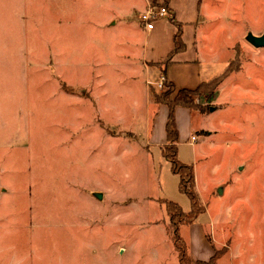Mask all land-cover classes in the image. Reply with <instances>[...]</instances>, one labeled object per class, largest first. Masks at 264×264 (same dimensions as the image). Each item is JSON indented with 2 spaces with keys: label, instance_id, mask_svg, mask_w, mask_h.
I'll use <instances>...</instances> for the list:
<instances>
[{
  "label": "rangeland",
  "instance_id": "1",
  "mask_svg": "<svg viewBox=\"0 0 264 264\" xmlns=\"http://www.w3.org/2000/svg\"><path fill=\"white\" fill-rule=\"evenodd\" d=\"M174 2L187 20L199 10L192 28L234 70L194 97L195 148L180 150L207 210L196 222L231 246L218 264H264V47L247 40L264 35V0ZM145 11L146 0H0V264H179L161 201L187 212L190 200L147 150L162 92L138 65L155 47ZM181 234L199 247L192 228Z\"/></svg>",
  "mask_w": 264,
  "mask_h": 264
},
{
  "label": "crops",
  "instance_id": "2",
  "mask_svg": "<svg viewBox=\"0 0 264 264\" xmlns=\"http://www.w3.org/2000/svg\"><path fill=\"white\" fill-rule=\"evenodd\" d=\"M186 1H191V3H193L195 0ZM150 2L151 0H146V10L148 9ZM167 6L170 13V19H161L159 23L161 24L160 29L156 33L148 31L150 32V39H153L155 42V47L152 52H146V58L144 56V58H139L138 65H144L147 82L151 81L152 77L154 79L157 77L158 80L160 76L164 75L168 83H171L174 86L175 94L180 90H195L202 83L209 82L220 76L229 65V59L226 58L227 56L225 51H216V47L212 45L213 42H207L205 44L202 41L205 33L192 28L191 24L199 21V10L194 11L192 4L191 10L189 11L191 20L184 18L186 10L175 4L174 0H169ZM179 29L181 30L180 39L182 42V48L180 50H176L175 35ZM203 46L205 48L208 47L211 51L210 54L212 55L209 54V56H206L207 54L205 55L203 49L201 48ZM167 61H169V63L165 64ZM175 94L173 96H175ZM151 114L154 118L151 126H149V118ZM147 115V130L145 131L147 136V150L155 149L162 153L161 147L167 144L166 125L169 108L165 104L157 105L155 102L151 101L147 106ZM174 115L179 132V158L181 147L185 144H190L194 147V145L190 143V140L193 141V139H197V136L193 135L196 133L193 125V111L189 108L179 106L175 109ZM205 213H207V210ZM211 220L212 221L209 223L210 228L212 229L211 233H213L212 236L215 235L216 238L215 222L212 218ZM184 227L192 228V233L194 234L193 236L196 235V242H198V239L200 242L198 248L193 246V250H190L193 264L199 260H210V258L215 254V249H219L215 245L218 247H227V249H229V251H226L224 255H226L227 252L229 255L231 254V246L222 244L223 242H219L217 239L215 241L214 238V244L210 241L205 231V223L200 221Z\"/></svg>",
  "mask_w": 264,
  "mask_h": 264
},
{
  "label": "trees",
  "instance_id": "3",
  "mask_svg": "<svg viewBox=\"0 0 264 264\" xmlns=\"http://www.w3.org/2000/svg\"><path fill=\"white\" fill-rule=\"evenodd\" d=\"M169 0H164L168 5ZM168 8V6H166ZM181 30L175 35L176 50L182 48ZM169 61L165 62L168 64ZM234 70L228 66L226 70L218 77L209 82L202 83L195 90H180L175 96V88L171 83H168L169 90L164 93H155L154 102L157 105L165 104L169 108V115L166 125L167 144L161 147L163 158L171 164V171L175 176L179 177V191L186 195L191 204L189 211L184 209L176 202L163 199L162 206L165 209L167 220L165 221L166 233L173 245L177 258L180 264H193L190 247L187 241L181 235V228L195 223L200 216L205 214L206 208L200 200L197 192L195 169L193 164L183 163L178 158V143L179 132L175 121V109L179 106L189 108L191 111H204V108L196 104L194 97L204 96L209 99L214 95L216 88L221 83L222 79ZM227 250H216L213 257L208 261L199 260L195 264H218L219 259L225 254Z\"/></svg>",
  "mask_w": 264,
  "mask_h": 264
},
{
  "label": "built area",
  "instance_id": "4",
  "mask_svg": "<svg viewBox=\"0 0 264 264\" xmlns=\"http://www.w3.org/2000/svg\"><path fill=\"white\" fill-rule=\"evenodd\" d=\"M160 3H149L148 9L142 14L140 20L147 31H152L155 27V21L170 16L169 9L165 6H160ZM159 92H166L169 90V85L164 75L152 83ZM195 140V139H193Z\"/></svg>",
  "mask_w": 264,
  "mask_h": 264
},
{
  "label": "water",
  "instance_id": "5",
  "mask_svg": "<svg viewBox=\"0 0 264 264\" xmlns=\"http://www.w3.org/2000/svg\"><path fill=\"white\" fill-rule=\"evenodd\" d=\"M247 40L249 43H251L256 48L264 47V35L254 36L252 34H249L247 37ZM210 110L213 112V111H215V108L212 107ZM218 192H219V194H222L223 193V187H219ZM91 194L95 198H97L98 200H102V198H103V194L100 192H92Z\"/></svg>",
  "mask_w": 264,
  "mask_h": 264
}]
</instances>
